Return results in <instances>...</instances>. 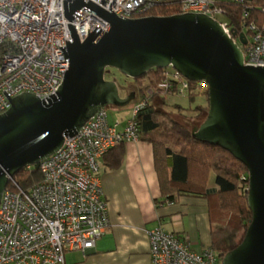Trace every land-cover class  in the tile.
I'll return each instance as SVG.
<instances>
[{"label":"water","instance_id":"water-1","mask_svg":"<svg viewBox=\"0 0 264 264\" xmlns=\"http://www.w3.org/2000/svg\"><path fill=\"white\" fill-rule=\"evenodd\" d=\"M110 5L108 12L91 0H63L72 42L58 47L68 67L56 96L21 92L10 98L3 90L11 106L0 114V199L19 170L55 153L100 108L133 100L135 92L121 96L117 79H106L109 68L136 79L170 66L208 87V110L192 127V137L223 148L247 169L251 222L220 264H264V66L244 64L245 33L230 29L229 35L204 13L123 18ZM84 6L109 27L105 32L95 26L89 33L87 26L80 41L70 21Z\"/></svg>","mask_w":264,"mask_h":264},{"label":"built area","instance_id":"built-area-1","mask_svg":"<svg viewBox=\"0 0 264 264\" xmlns=\"http://www.w3.org/2000/svg\"><path fill=\"white\" fill-rule=\"evenodd\" d=\"M117 16L141 17L162 3H175L178 13H204L217 20L230 35L225 3L245 0H91ZM87 3V0H84ZM248 11L243 13L247 16ZM64 16L63 0H0V114L10 98L30 92L42 99L56 96L68 61L59 46L72 42ZM80 41L96 26L105 32L108 22L85 6L70 21ZM253 33L241 46L244 64L264 66V23L250 22ZM236 41V39H235ZM174 70V69H173ZM175 71V70H174ZM182 88L187 79L171 75ZM150 95V94H149ZM143 105L135 104L123 128L109 123L100 108L62 146L39 162L42 179L25 190L12 178L0 199V264H64L67 250H89L106 231L108 218L100 178L103 154L116 143L138 140L134 117ZM151 264H220L214 250L194 249L188 241L158 227L148 232Z\"/></svg>","mask_w":264,"mask_h":264},{"label":"trees","instance_id":"trees-1","mask_svg":"<svg viewBox=\"0 0 264 264\" xmlns=\"http://www.w3.org/2000/svg\"><path fill=\"white\" fill-rule=\"evenodd\" d=\"M223 7L227 12V23L238 33L249 36L253 33L249 28L250 22L258 26L264 23V0H245L244 4L225 3ZM178 11L175 3H162L148 10L143 16H166ZM246 11L248 15L243 16ZM174 72L169 66L152 68L140 78L128 77L131 81L122 86L124 90L120 91V95L135 92L136 98L143 102L134 121L141 139L152 144L154 168L163 201L173 203L180 197L206 200L216 197V213L212 215L209 208L210 220L213 221V216L217 220V224L210 229L209 246L217 258L221 259L226 252L239 245L251 222L252 214L248 208L246 191L247 169L223 148L194 139L191 130L184 124L173 120L168 112L156 108L151 99L154 96L164 97L161 99L163 102L168 94L185 95L190 100L201 95L207 102L193 108V118L199 121L205 118L208 110L206 83L187 81V87L182 88L179 81L171 78ZM107 75L110 76L108 79L115 78L111 76L114 75L111 71ZM174 105L181 108L178 104ZM157 130L167 141H158L147 136ZM124 152L125 141L121 140L103 154L102 165L111 170L120 168ZM41 179L39 163L22 168L12 177L25 190ZM7 187H13L12 181L8 182Z\"/></svg>","mask_w":264,"mask_h":264},{"label":"crops","instance_id":"crops-1","mask_svg":"<svg viewBox=\"0 0 264 264\" xmlns=\"http://www.w3.org/2000/svg\"><path fill=\"white\" fill-rule=\"evenodd\" d=\"M115 122L123 128L122 121ZM101 166L106 231L92 249L65 251L64 264H151L148 232L158 227L184 237L194 249L210 245L213 223L208 202L191 197H180L173 203L163 201L152 144L141 135L138 140L125 142L120 168Z\"/></svg>","mask_w":264,"mask_h":264},{"label":"rangeland","instance_id":"rangeland-1","mask_svg":"<svg viewBox=\"0 0 264 264\" xmlns=\"http://www.w3.org/2000/svg\"><path fill=\"white\" fill-rule=\"evenodd\" d=\"M215 18L219 21L223 20V17L220 15L215 16ZM236 42H238V39H236ZM238 44L241 45L239 42ZM109 70L112 72V74H114L111 76L115 77L118 83L120 82L119 84L121 86H126L128 85V83H130L131 80L127 76L125 77L123 74L119 73L116 69L109 68ZM109 77L110 76L106 74V79H108ZM129 89L130 87H128V90ZM123 95H126V93ZM151 99L152 102L155 103L157 109L168 112V114L171 116V118H173V120L184 124L190 130L192 129L193 126L199 125L203 121V120L199 121V119L193 118V115H195L193 108L196 107L197 105H204L207 102V100L201 95L195 96L194 99L192 100H190L189 97L185 95H180L177 93L166 95V99L163 102L161 101V99H164V97L162 98V97L154 96L151 97ZM138 100L139 98L137 99L135 95L133 100L126 106L123 107H116L112 105L105 106L108 121L110 123H113L118 119L119 121H122L121 124L124 125L125 120L131 117L132 110L135 107V104L137 103ZM174 104H178L179 106H181V108H178ZM147 136L152 139H156L158 141H163V142L167 141L166 137L162 135L158 130L147 134ZM200 200H203V203L208 202V208H210V210L212 211V215L216 213L215 210L217 208L216 206L217 199L215 196H212L209 200L206 199H200ZM212 220L214 227L217 224V220L215 219V216H213Z\"/></svg>","mask_w":264,"mask_h":264},{"label":"clouds","instance_id":"clouds-1","mask_svg":"<svg viewBox=\"0 0 264 264\" xmlns=\"http://www.w3.org/2000/svg\"><path fill=\"white\" fill-rule=\"evenodd\" d=\"M138 101H139V100H138ZM138 101H137V103H138ZM137 103H136V104H137ZM128 119H129V118H128ZM139 138H140V134H139Z\"/></svg>","mask_w":264,"mask_h":264},{"label":"bare ground","instance_id":"bare-ground-1","mask_svg":"<svg viewBox=\"0 0 264 264\" xmlns=\"http://www.w3.org/2000/svg\"><path fill=\"white\" fill-rule=\"evenodd\" d=\"M84 125H85V124H84ZM84 125H83V126H84ZM83 126H82V127H83Z\"/></svg>","mask_w":264,"mask_h":264}]
</instances>
